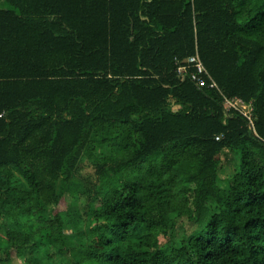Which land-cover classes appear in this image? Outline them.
<instances>
[{
  "label": "trees",
  "instance_id": "1",
  "mask_svg": "<svg viewBox=\"0 0 264 264\" xmlns=\"http://www.w3.org/2000/svg\"><path fill=\"white\" fill-rule=\"evenodd\" d=\"M195 53L203 86L177 73ZM83 162L78 243L62 209ZM184 219L200 227L175 243ZM0 226V264L42 245L72 264H264V0H0Z\"/></svg>",
  "mask_w": 264,
  "mask_h": 264
},
{
  "label": "rangeland",
  "instance_id": "2",
  "mask_svg": "<svg viewBox=\"0 0 264 264\" xmlns=\"http://www.w3.org/2000/svg\"><path fill=\"white\" fill-rule=\"evenodd\" d=\"M177 108V106H173ZM224 165L228 166L226 171H230L236 164L235 159L233 156H229L224 159ZM225 174L221 175L220 179L225 178ZM93 169L90 167L88 162H83L81 168L75 173L72 179V188H76L75 194L66 201L65 207L62 209L63 211V218L65 221L64 230L67 233H74V239L76 242L80 243L81 239L78 235L80 232H84L87 225V219L85 215V195H86V188L90 186L92 180H94ZM21 183V182H20ZM57 191H58V184H57ZM15 194V191L12 193ZM6 202H13L14 197L4 196L3 198ZM213 202H208L207 205L211 208ZM50 207L48 208V213ZM7 225L11 224V221H6ZM200 227V224L192 223L189 220H182L176 225L175 230V243H178L182 237H186L191 233L195 232ZM2 237H3V229L0 226V244H2ZM160 241L163 245H166L167 242L165 239L160 238ZM169 244V243H168ZM167 244V245H168ZM53 251L45 245L40 246L39 253H26L24 257L19 260L18 264H72L71 257L66 255L64 257H55L53 256Z\"/></svg>",
  "mask_w": 264,
  "mask_h": 264
},
{
  "label": "built area",
  "instance_id": "3",
  "mask_svg": "<svg viewBox=\"0 0 264 264\" xmlns=\"http://www.w3.org/2000/svg\"><path fill=\"white\" fill-rule=\"evenodd\" d=\"M177 73L182 77L188 75L190 80L194 82L197 86L205 85L206 77L210 79L209 74L197 53L181 61L178 64ZM209 85L211 87H214L215 83L211 80V83ZM224 109L226 113L229 110L239 112L247 120L248 125L251 126L253 121V107L251 103H245L237 97L225 99ZM216 139H218V137H216Z\"/></svg>",
  "mask_w": 264,
  "mask_h": 264
}]
</instances>
